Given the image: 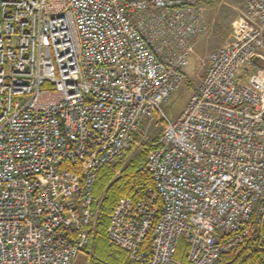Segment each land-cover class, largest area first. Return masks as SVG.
I'll use <instances>...</instances> for the list:
<instances>
[{
  "label": "built area",
  "instance_id": "2783aa9c",
  "mask_svg": "<svg viewBox=\"0 0 264 264\" xmlns=\"http://www.w3.org/2000/svg\"><path fill=\"white\" fill-rule=\"evenodd\" d=\"M201 2L0 0V264H78L98 173L159 112L141 166L153 186L116 202L109 243L134 264H216L254 213L264 223V0L208 55L180 116L161 110L206 33Z\"/></svg>",
  "mask_w": 264,
  "mask_h": 264
},
{
  "label": "trees",
  "instance_id": "16d2710c",
  "mask_svg": "<svg viewBox=\"0 0 264 264\" xmlns=\"http://www.w3.org/2000/svg\"><path fill=\"white\" fill-rule=\"evenodd\" d=\"M146 147L148 148L141 150L125 166L123 163L109 165L98 173L94 200L99 215L93 246L86 252V264H134L125 252L109 243L107 229L109 215L119 199L123 197L139 199L148 188L153 186L151 175L141 169L152 145L147 144ZM251 224L252 229L243 242L224 254L216 264H264V223L258 224L254 213ZM151 242L152 237L149 236L145 242L146 249ZM184 248L181 242L176 257L177 262L183 260Z\"/></svg>",
  "mask_w": 264,
  "mask_h": 264
},
{
  "label": "rangeland",
  "instance_id": "374dc122",
  "mask_svg": "<svg viewBox=\"0 0 264 264\" xmlns=\"http://www.w3.org/2000/svg\"><path fill=\"white\" fill-rule=\"evenodd\" d=\"M247 2L248 0H202L201 5L207 22L206 33L198 40L195 52L189 59L188 66L184 71V82L172 92L161 106L162 112L171 120H175L180 116L190 97L200 84L207 67L208 55L232 42L233 25L245 13ZM250 70L253 71L255 69L252 68ZM240 83L243 84L246 81L242 79ZM158 116L160 117L147 121L140 128L136 138L139 142L138 146L127 155L123 163L124 166L141 150L148 148L146 147L147 144L153 147L160 138L165 126L161 118V112L158 113ZM86 255L87 253L84 254L83 258H86Z\"/></svg>",
  "mask_w": 264,
  "mask_h": 264
},
{
  "label": "crops",
  "instance_id": "0c3cea01",
  "mask_svg": "<svg viewBox=\"0 0 264 264\" xmlns=\"http://www.w3.org/2000/svg\"><path fill=\"white\" fill-rule=\"evenodd\" d=\"M84 254H82L78 259V264H86L87 263V256L86 258H83Z\"/></svg>",
  "mask_w": 264,
  "mask_h": 264
}]
</instances>
